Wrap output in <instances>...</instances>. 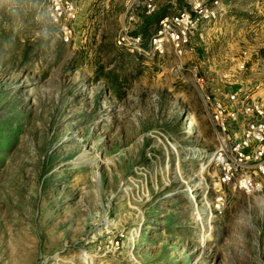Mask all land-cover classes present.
<instances>
[{
    "label": "rangeland",
    "instance_id": "rangeland-1",
    "mask_svg": "<svg viewBox=\"0 0 264 264\" xmlns=\"http://www.w3.org/2000/svg\"><path fill=\"white\" fill-rule=\"evenodd\" d=\"M76 1L65 42L48 0H0V264H264V179L221 186L200 85L264 91V0H220L181 57L118 37L187 0Z\"/></svg>",
    "mask_w": 264,
    "mask_h": 264
},
{
    "label": "built area",
    "instance_id": "built-area-1",
    "mask_svg": "<svg viewBox=\"0 0 264 264\" xmlns=\"http://www.w3.org/2000/svg\"><path fill=\"white\" fill-rule=\"evenodd\" d=\"M49 15L61 31V38L70 42L79 17L76 0H48ZM146 9L155 10L153 0ZM220 0H187L186 6L160 20L159 29L147 40L142 34H133L124 25L118 45L132 53L162 56L171 47L176 55L193 51V37L206 25L215 23L222 15ZM134 19V17H131ZM202 36V33H200ZM245 63L237 68L243 71ZM231 84V83H230ZM204 111L212 122L216 146L210 164L217 169L216 176L223 185H234L244 192L257 189L264 179V91L252 88L228 91L222 86L215 91L205 90V79H200Z\"/></svg>",
    "mask_w": 264,
    "mask_h": 264
},
{
    "label": "bare ground",
    "instance_id": "bare-ground-1",
    "mask_svg": "<svg viewBox=\"0 0 264 264\" xmlns=\"http://www.w3.org/2000/svg\"><path fill=\"white\" fill-rule=\"evenodd\" d=\"M185 122V125H187V127H188V131H189V133H190V135L191 136H193V135H195L196 134V131H195V129H194V126H192V124H191V121L186 117V121H184ZM175 149L178 151V153H179V150L177 149L178 147L176 146V144H175ZM197 152V151H196ZM182 176V175H181ZM183 180V179H182ZM187 190H191L192 191V194H193V196H191V198H193V199H197V196H196V193H195V191H194V188H193V186L192 185H189V187L187 188ZM189 192V191H188ZM192 199V200H193ZM204 206V205H203ZM202 208V207H201ZM202 209H204V208H202ZM199 210H200V208H199ZM198 210V211H199ZM200 212V211H199ZM205 212V211H204ZM201 214V213H200ZM200 218L202 219L203 217H202V214H201V216H200ZM83 264H89L88 262H83Z\"/></svg>",
    "mask_w": 264,
    "mask_h": 264
}]
</instances>
